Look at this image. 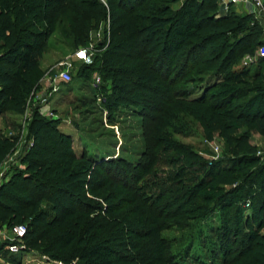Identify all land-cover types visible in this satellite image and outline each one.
<instances>
[{"label":"trees","instance_id":"16d2710c","mask_svg":"<svg viewBox=\"0 0 264 264\" xmlns=\"http://www.w3.org/2000/svg\"><path fill=\"white\" fill-rule=\"evenodd\" d=\"M176 1L0 0V116L23 111L57 15L76 6L88 12L93 25L106 17L110 21L109 45L81 71L99 70L109 81L106 109L124 104L150 109L158 100L173 99V88L201 70L215 72L224 82L219 91L213 92L220 88L214 85L189 100V111L207 138L218 132L223 139L224 157L201 162L188 146L178 145V157L166 162L173 167L165 179L156 172L144 179L145 167L138 175L125 171L123 161L78 160L70 138L35 113L25 169L0 186V228L27 220L26 249L37 246L64 263L186 264L191 241L172 251L176 242L161 238L160 231L169 226L187 229L188 219L199 224L219 212L225 217L214 231L221 253L216 264H264V162L249 140L252 134L264 139V57L252 73L230 71L235 61L264 43L263 27L252 13L217 15L218 0H185L173 10L169 3ZM35 40L40 45L35 47ZM249 79L260 83L248 88ZM240 99L244 101L236 103ZM16 145V139L0 131V162ZM148 179L157 193L146 191ZM240 201L251 203L253 210L244 222L239 208H234V220L228 214ZM130 202L136 207H127ZM115 213L118 218L109 221ZM196 236L204 244L201 227ZM7 261L23 264L16 253H9Z\"/></svg>","mask_w":264,"mask_h":264},{"label":"rangeland","instance_id":"374dc122","mask_svg":"<svg viewBox=\"0 0 264 264\" xmlns=\"http://www.w3.org/2000/svg\"><path fill=\"white\" fill-rule=\"evenodd\" d=\"M97 1L106 2V0ZM183 1L185 0H177L176 3H169V5L175 10L182 5ZM154 4L157 6L158 3L153 2ZM217 8V15L225 13L219 4ZM227 12L247 13L241 7L238 8V5H230ZM86 22L87 25H84ZM81 27L83 30L80 29ZM262 31L261 39L264 40L263 28ZM98 32L99 35H97ZM110 36V21L107 17L102 18L97 25H93L88 12L78 6L74 10H62L57 15L54 33L42 45L39 67L32 75L35 85L26 99L23 111L9 110L0 116L1 133L17 140L13 151L0 162V186L8 183L14 172L25 169L23 159L34 143L33 137L29 136V129L35 113L55 122L58 131L70 138L71 148L78 160L84 157L85 160L94 162L123 161L127 163V166H124L125 171L130 170L137 175L141 173V168L145 167L147 172L143 174L144 179L152 177L153 172L162 179L167 178L173 166L166 162L178 157L177 151L174 150L178 145L188 146L201 156V162L210 163L224 157V141L218 132L212 133V138L208 139L201 122L189 111V107H193L189 100L200 97L205 90L214 85H220V88H216L213 92L219 91L224 86V82L220 80L222 76L215 72L201 70L173 88L172 92L177 93L171 100L165 99L164 102L158 100L150 109H144L141 105L124 104L108 110L103 105V97L106 96V91L110 93L109 81L104 80L99 70L88 68L83 75L81 71L83 67H88L93 62L94 57L102 55L110 43ZM34 44L35 47L40 45L36 40ZM90 45L95 52L90 61L84 62L82 58L86 55L87 48H91ZM76 52H79V58L74 56ZM260 53V47H257L253 51L252 62L244 64L241 57L231 65L230 71L249 69L252 73L259 68V61L264 57ZM261 66L264 67V64ZM62 69L68 70L71 80L50 86L48 81ZM258 83L260 82L249 79L247 87L251 88ZM158 88L161 91L165 89L162 84H159ZM241 101L244 100L240 99L236 103ZM154 106L156 109L153 108ZM249 140L257 149L256 155L261 162H264L263 137L252 134ZM165 145L169 146L168 149L170 148L167 152L163 151ZM153 158H155L154 161ZM152 181L148 179L146 182L148 188L146 191L155 194L158 190L154 184H151ZM223 188L230 187L223 186ZM243 201L232 206L228 212L231 219L234 220L236 217L233 212L235 207L239 208L237 214L241 222L251 217L252 205L250 203V206H246ZM136 204V202H130L127 207L133 208ZM103 205L106 207V204L103 203ZM224 217L219 212H214L209 218L201 220L199 224L188 219L186 224L190 226L189 228L182 230L169 226L161 230L159 236L167 241L176 242L172 251L181 249L183 245L185 248L191 241V252L186 264L220 263L221 253L214 231L216 232L222 225ZM117 218L118 214L115 213L109 216L108 220ZM21 223L28 225L27 220ZM199 227L203 230L204 244L196 236ZM260 232L264 234V227ZM127 235L125 234L126 237ZM23 243L25 244L24 241ZM16 254L21 256L23 264H81L77 259L69 263L53 260L37 246L26 249V244L25 248ZM8 256V251L0 250V258L3 260L0 264H9ZM130 264L140 263L133 261Z\"/></svg>","mask_w":264,"mask_h":264},{"label":"built area","instance_id":"2783aa9c","mask_svg":"<svg viewBox=\"0 0 264 264\" xmlns=\"http://www.w3.org/2000/svg\"><path fill=\"white\" fill-rule=\"evenodd\" d=\"M218 4L222 6V9L225 13L228 11L229 6L241 5V7L247 12L252 13L254 19L263 27L264 29V0H219ZM251 5L252 9L247 10V6ZM109 21V18H108ZM100 30V28H99ZM99 35V32L97 33ZM91 47V45H90ZM260 47L261 56H264V44ZM86 55L82 58L84 62H88L91 60L95 50L91 48H87ZM75 57L79 58V52L74 54ZM254 60V56L252 54H245L243 56V63L249 64ZM63 64V63H60ZM50 79V78H49ZM71 80V76L67 69L59 70L57 75H55L52 79L48 81L50 86H56L59 82H69ZM246 206H249V202H246ZM26 235V225L24 224H15L11 227L3 226L0 228V248L2 250L8 251L9 253H17L22 251L25 248L24 236ZM3 261L0 258V262Z\"/></svg>","mask_w":264,"mask_h":264},{"label":"crops","instance_id":"0c3cea01","mask_svg":"<svg viewBox=\"0 0 264 264\" xmlns=\"http://www.w3.org/2000/svg\"><path fill=\"white\" fill-rule=\"evenodd\" d=\"M232 6H234V4H232ZM236 6H237V5H236ZM239 7H241V5H238V8H239ZM241 8H242V7H241ZM242 9H243V8H242ZM250 9H252L251 5H248V6H247V10H250ZM257 135H258V134H257Z\"/></svg>","mask_w":264,"mask_h":264}]
</instances>
